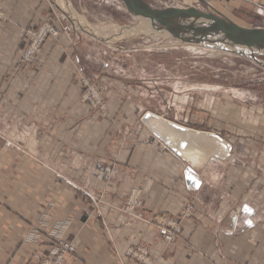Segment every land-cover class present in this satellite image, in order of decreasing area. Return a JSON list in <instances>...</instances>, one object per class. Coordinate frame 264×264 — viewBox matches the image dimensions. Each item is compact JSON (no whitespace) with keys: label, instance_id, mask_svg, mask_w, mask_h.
<instances>
[{"label":"rangeland","instance_id":"obj_1","mask_svg":"<svg viewBox=\"0 0 264 264\" xmlns=\"http://www.w3.org/2000/svg\"><path fill=\"white\" fill-rule=\"evenodd\" d=\"M142 1L154 9L194 8L244 28L264 29V0H203L207 5L198 0ZM141 24L121 0H0L1 172L12 167L28 173L30 164L24 159L38 169L55 163L56 156H71L74 143L77 148L78 140L83 142L77 133H69L72 128L105 125L119 141L120 119H135L144 127L140 119L145 112L172 121L169 118L185 116L186 106V127L217 134L233 149L241 142L252 143L243 144L239 162L225 168L215 165L222 177L205 185L207 206L223 209L218 213L223 222L236 224L249 216L264 221V67L241 56L182 45L151 28L136 32ZM123 30L130 31L128 37ZM255 58L264 65V57ZM114 172L103 169L108 179ZM22 179L17 181L19 189L33 185ZM134 189L122 213L139 220L158 240H142L140 230L136 237L141 240L122 245L121 253L111 246L117 264H253L241 253H225L221 261L208 262L207 251L188 242L193 229L183 225L192 219L166 241L162 234L169 229L158 226V215L144 208L142 192L140 208L126 213ZM30 208L33 213L28 214L40 215L37 204ZM60 240L76 244L68 263L85 264L76 256L81 244L76 237L57 239L52 256L43 260L53 257Z\"/></svg>","mask_w":264,"mask_h":264},{"label":"crops","instance_id":"obj_2","mask_svg":"<svg viewBox=\"0 0 264 264\" xmlns=\"http://www.w3.org/2000/svg\"><path fill=\"white\" fill-rule=\"evenodd\" d=\"M25 18H20V22ZM184 107L185 116L169 119L188 126L189 109ZM134 120H119L122 134L119 141L105 125L79 126L69 132L77 133L83 140L81 145L78 140L77 148L74 143L75 152L71 156H56L55 163L50 161L52 165L45 163L38 169L24 159L25 164H30V171L24 174L16 172L17 168L10 167L8 172L0 169V264H37L52 256L53 242L73 237L81 240L76 254L78 260L85 264H117L111 246L122 252L119 249L122 245L141 239L152 243L158 240L139 220L123 215L122 204L132 188L142 190L144 208L153 216H174L184 203H194L196 212L191 222L182 225L193 229L187 241L207 251L208 262L221 261L225 253H241L248 262L264 264V221H259L258 216H249L236 224L223 222L224 218L218 215L223 209L210 208L204 197L205 185L216 183L222 177L215 165L225 168L234 161L239 162L243 144L252 143L234 145V156L226 163L214 160L204 166L197 161L184 163L163 152L150 133ZM116 143L121 145L118 147ZM84 148L89 151L87 154L80 153ZM98 162L103 164L102 168L96 167ZM104 167L115 171V175L108 179L103 173ZM187 176L193 177L195 184L188 185ZM22 178L32 180L33 185L23 184L19 189L17 181L21 183ZM34 204L40 208L36 218L35 214H28ZM140 230L141 239L136 237Z\"/></svg>","mask_w":264,"mask_h":264},{"label":"water","instance_id":"obj_3","mask_svg":"<svg viewBox=\"0 0 264 264\" xmlns=\"http://www.w3.org/2000/svg\"><path fill=\"white\" fill-rule=\"evenodd\" d=\"M126 12L147 23L152 30L182 45L206 47L248 58L264 65L255 56L264 57V29L241 27L219 14L213 15L194 8L154 9L142 0H121ZM200 3L207 5L203 0ZM141 124L175 157L184 163L195 159L199 165L210 160L227 161L232 145L219 135L190 129L151 112H145ZM188 172L193 173L192 170ZM188 185L195 179L186 177Z\"/></svg>","mask_w":264,"mask_h":264},{"label":"built area","instance_id":"obj_4","mask_svg":"<svg viewBox=\"0 0 264 264\" xmlns=\"http://www.w3.org/2000/svg\"><path fill=\"white\" fill-rule=\"evenodd\" d=\"M154 143L158 144L159 148L163 152H167L170 156H174L169 150H167L156 138H152ZM141 190L134 189L131 191L127 206L125 210L126 213H133L138 210L141 206L139 200L141 195ZM97 208V207H96ZM95 208V209H96ZM196 212V207L194 203H184L176 215L170 214H161L156 217V224L161 227L168 228L169 231H163V236L166 241H172L174 234L178 233V228L183 224L186 219H190L193 214ZM175 232L172 234V231ZM76 244L74 242H68L66 240H60L56 246L55 253L53 257L49 260H43L41 264H68V261L73 258L75 255ZM77 264V261L75 262Z\"/></svg>","mask_w":264,"mask_h":264},{"label":"bare ground","instance_id":"obj_5","mask_svg":"<svg viewBox=\"0 0 264 264\" xmlns=\"http://www.w3.org/2000/svg\"><path fill=\"white\" fill-rule=\"evenodd\" d=\"M213 8V7H212ZM214 10V9H213ZM149 28H150V26L147 24V23H144V22H142V24H141V27H140V29H136L135 31L136 32H138V31H147V30H149ZM107 30V29H106ZM104 31V30H103ZM106 32V31H105ZM113 32V31H112ZM123 32V37L125 38V37H128L129 36V33L128 32H130L129 30L127 31V30H123L122 31ZM127 32V33H126ZM102 34H104V33H102ZM101 34V35H102ZM93 38V37H92ZM204 48H206V47H204ZM207 49H209V50H212V52H216V53H219V54H221V53H224V52H221V51H219V50H217V49H212V48H207ZM225 54H227V53H225ZM229 55H232V54H229ZM191 161H196L195 159H191Z\"/></svg>","mask_w":264,"mask_h":264}]
</instances>
